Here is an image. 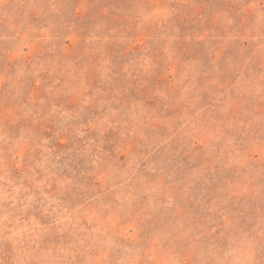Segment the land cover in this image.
<instances>
[{"label": "clouds", "instance_id": "9594fccd", "mask_svg": "<svg viewBox=\"0 0 264 264\" xmlns=\"http://www.w3.org/2000/svg\"><path fill=\"white\" fill-rule=\"evenodd\" d=\"M0 264H264V0H0Z\"/></svg>", "mask_w": 264, "mask_h": 264}]
</instances>
